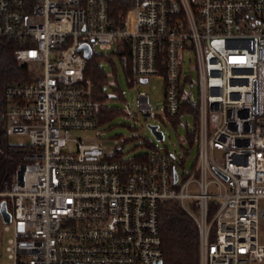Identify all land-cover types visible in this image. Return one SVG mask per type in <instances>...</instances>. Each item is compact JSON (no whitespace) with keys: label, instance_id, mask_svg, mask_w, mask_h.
Listing matches in <instances>:
<instances>
[{"label":"built area","instance_id":"2783aa9c","mask_svg":"<svg viewBox=\"0 0 264 264\" xmlns=\"http://www.w3.org/2000/svg\"><path fill=\"white\" fill-rule=\"evenodd\" d=\"M112 1L0 0V41L19 44L15 59L34 79L7 87L0 103L7 135L31 148L0 192L10 214L2 227L8 259L156 264L159 207L176 201L199 229V264H264V0H136L116 18ZM81 45L92 55L128 46L131 84L163 79L161 114L137 95L144 118L177 115L181 93L196 106L187 174L160 152L115 160L116 150L81 139L67 149L71 131L97 128L102 107ZM191 67L196 100L192 85L185 90Z\"/></svg>","mask_w":264,"mask_h":264},{"label":"rangeland","instance_id":"374dc122","mask_svg":"<svg viewBox=\"0 0 264 264\" xmlns=\"http://www.w3.org/2000/svg\"><path fill=\"white\" fill-rule=\"evenodd\" d=\"M94 54L103 56L99 61V67L103 70L107 79L102 91L107 94L108 100L103 104L106 108L117 110L111 119L93 130H74L70 132L67 149L73 151L76 145L72 140L81 139L88 143H94L104 148V153L119 149L123 160H130L133 157L149 153L145 144H153L157 152L172 155L175 159L183 158V166H176L179 175L187 174L194 163L197 149L195 146L188 148L186 143V132L193 129L191 117L186 115L180 118L178 123H173L167 118H144L141 114L138 103V93H143L148 98V104L158 114L162 113L165 85L162 78L149 77L146 83L138 85L129 84L121 65V58L115 53L114 47L110 49L95 48ZM110 55V56H108ZM107 57V59H104ZM189 54L184 56L183 73L188 69ZM191 77L187 79L185 90L188 91L192 85V94L196 100V77L195 68H189ZM119 91V97L116 96ZM158 106V109H156ZM148 126H157L163 135V140L157 141ZM12 144L25 145L28 140L23 136L8 135ZM117 141V144L114 143ZM3 222L0 217V258L1 264H12L7 257L5 250L8 232L2 231Z\"/></svg>","mask_w":264,"mask_h":264},{"label":"trees","instance_id":"16d2710c","mask_svg":"<svg viewBox=\"0 0 264 264\" xmlns=\"http://www.w3.org/2000/svg\"><path fill=\"white\" fill-rule=\"evenodd\" d=\"M136 0H113L109 6V14L112 18L126 13L134 6ZM19 46L14 40L0 41V103L4 105V91L7 87L18 85L32 81L34 79H26L28 76L27 68L19 65L14 56V50ZM115 53L120 57L126 56V66L123 71L127 78L133 77V61L131 52L126 46L125 51L121 54L117 51ZM110 56V55H108ZM103 56L93 54L92 57L86 61L85 77L90 80L92 86V93L96 100H98L102 107L100 110L98 125L109 121L111 117L117 113L114 108H106L103 104L108 100L107 94L102 91L107 79L103 70L99 67V61ZM104 59H107L105 57ZM129 80V79H126ZM131 84V82H129ZM181 93V92H180ZM116 96L119 91L116 90ZM180 108L178 114L174 117H166L173 123H178L180 118L190 112L193 121V129L186 132V143L188 148L196 147V128L198 115L194 104H190L180 94ZM97 125V127H98ZM145 146L152 150L149 153H144L133 157V160L140 157L145 159L146 156L152 153H158L153 144L146 143ZM31 148L28 145L12 144L6 133L3 121H0V192L5 186H8L19 166L24 164L26 156L30 153ZM115 160L122 159L120 150L116 149ZM177 166H183L184 159L177 160ZM176 167V165H174ZM1 201V199H0ZM195 205V203H192ZM159 230L162 249L161 264H199V229L190 215L184 211L178 202L165 201L159 207ZM212 217L210 212L209 218Z\"/></svg>","mask_w":264,"mask_h":264},{"label":"water","instance_id":"95a60500","mask_svg":"<svg viewBox=\"0 0 264 264\" xmlns=\"http://www.w3.org/2000/svg\"><path fill=\"white\" fill-rule=\"evenodd\" d=\"M79 50L83 52V56L85 59L89 60L92 57V51L87 45H81ZM143 84L146 83V80L141 81ZM151 133L154 135L157 141L163 140V135L158 131L157 126H148ZM0 217L4 224L10 223V214L7 211V206L5 201H0ZM156 264H161V262H157Z\"/></svg>","mask_w":264,"mask_h":264},{"label":"bare ground","instance_id":"6f19581e","mask_svg":"<svg viewBox=\"0 0 264 264\" xmlns=\"http://www.w3.org/2000/svg\"><path fill=\"white\" fill-rule=\"evenodd\" d=\"M15 42V41H14Z\"/></svg>","mask_w":264,"mask_h":264}]
</instances>
